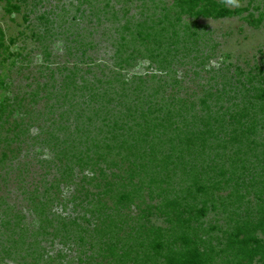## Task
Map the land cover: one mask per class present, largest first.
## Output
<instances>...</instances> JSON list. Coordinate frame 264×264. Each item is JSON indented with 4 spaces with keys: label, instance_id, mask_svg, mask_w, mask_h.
<instances>
[{
    "label": "rangeland",
    "instance_id": "rangeland-1",
    "mask_svg": "<svg viewBox=\"0 0 264 264\" xmlns=\"http://www.w3.org/2000/svg\"><path fill=\"white\" fill-rule=\"evenodd\" d=\"M178 1L0 0V264H121L125 249L133 264L137 248L148 251L137 243L152 237L149 225H175L157 208L165 201L158 176L164 197L204 200L191 223L216 246L235 224L256 222L264 2L222 0L239 12L212 18L181 12ZM206 122L204 159L192 138L178 161L176 132ZM125 140L145 153H128ZM203 167L207 192L186 194ZM118 190L131 200L116 203Z\"/></svg>",
    "mask_w": 264,
    "mask_h": 264
},
{
    "label": "trees",
    "instance_id": "trees-1",
    "mask_svg": "<svg viewBox=\"0 0 264 264\" xmlns=\"http://www.w3.org/2000/svg\"><path fill=\"white\" fill-rule=\"evenodd\" d=\"M221 1L222 0H179L178 4L180 6L181 12L190 13L193 16H207L212 18H219L229 14H233L235 12H239V8L227 9L226 7L220 4ZM141 37L144 38V36ZM255 98L264 100V88L260 89V92H257L255 94ZM201 103H204V99L201 100ZM259 109L264 114L263 105L259 106ZM245 114L246 112L240 113L238 117H236L234 120L237 123H241V119L245 116ZM140 116L142 118L144 117V115L142 114H140ZM170 124L171 122L168 126H170ZM154 125H159V123L156 122ZM220 125H223V123H220ZM241 130L242 132H244L243 129ZM138 132H140L139 129L136 130V133ZM210 134V125L207 122L205 123L204 129H200L192 133L187 129L181 132H176L177 141L179 140V142L181 143L180 145H183L180 146L178 150V161L181 158L182 152H189L191 150V146L197 141L200 145V149H198L197 153L201 155L202 159H204L203 147H205L207 138H209L208 135ZM138 138L140 141L144 140L142 134ZM192 138H195L196 142ZM120 146H122L124 149L126 148V151L128 153L133 154V156H139L145 153H138L139 142L133 145L132 143L126 142L125 140V142H122ZM108 147L109 144L106 143V148ZM134 148H136V151H130ZM153 151L155 150H151L149 151V153H152ZM169 158L170 154L167 155V163H172L173 161L169 160ZM164 168L167 167L164 166L163 169ZM135 171V167H130L128 171V177L130 180L133 178V173H135ZM169 171L170 170H168V172L166 173V176L169 175ZM205 173L206 169L203 167L198 172H196L195 175L192 176L190 184L183 188L186 194H191L193 187L199 192H207L205 190L206 187L204 185H201L198 180V178L200 176H203ZM186 175V177L189 178L188 172L186 173ZM157 180V182L153 181L152 178L149 180V182H156L158 184V187L161 186L159 191L157 192V195L162 196V198L165 199L162 206H159L157 208L168 213H172V216L174 217L173 219H175V225L170 226L166 229L161 228L160 226L149 225L146 229L150 230V233H152V237L149 238V241H147L146 243H144V241L142 240L137 243L139 247L145 246L148 251L139 252V249L137 248L135 250V252L137 253H135V256L133 257V264H212L216 256L221 257V260L218 262V264H249L255 256L259 257L258 259L260 260V264H264V200H261V204L258 206L260 208V216L257 218L255 223L247 225V222L243 221L242 224H235L232 230L225 232V241L223 243L222 237L216 236V239L218 241V245L216 246L212 243V240L210 238L208 239L200 233L201 227L199 226V224L193 225L191 223V217H194V219H198V217L204 215V200L203 204L200 207H196L191 201L182 204L180 203V200H178L176 197H171L168 199V197H164V195L167 194L170 190L168 186L162 185L163 181L165 180L163 179V177L159 178V176ZM141 185V181L135 184L137 189H139ZM262 186V193L264 195V184ZM114 195L116 196V203H126L127 200H131L132 198V192L130 191L118 190ZM150 207L151 205H147L146 210H149ZM190 211L194 213L195 216H181V214L185 212L189 213ZM109 218L110 217H108L107 215L105 219H103L104 225L108 223ZM107 226H109V224ZM257 230L262 233L261 238L257 237L254 234V232ZM171 231L175 233L168 235V238H164L166 235L165 233ZM112 248L113 247L110 245L106 249L109 250V253L114 254V250ZM131 251L132 250L130 249H125L122 252L120 259L121 264H127V261L130 258ZM140 253H142V255Z\"/></svg>",
    "mask_w": 264,
    "mask_h": 264
}]
</instances>
